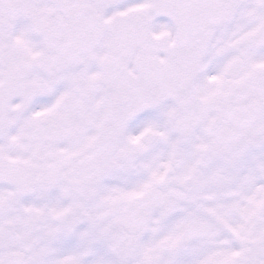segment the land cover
<instances>
[{
	"label": "snow or ice",
	"instance_id": "1",
	"mask_svg": "<svg viewBox=\"0 0 264 264\" xmlns=\"http://www.w3.org/2000/svg\"><path fill=\"white\" fill-rule=\"evenodd\" d=\"M0 264H264V0H0Z\"/></svg>",
	"mask_w": 264,
	"mask_h": 264
}]
</instances>
